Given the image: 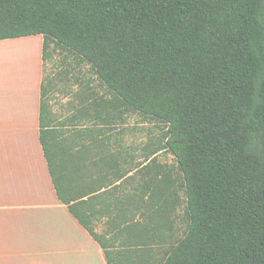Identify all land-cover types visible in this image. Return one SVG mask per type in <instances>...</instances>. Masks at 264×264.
Returning a JSON list of instances; mask_svg holds the SVG:
<instances>
[{"label":"trees","instance_id":"1","mask_svg":"<svg viewBox=\"0 0 264 264\" xmlns=\"http://www.w3.org/2000/svg\"><path fill=\"white\" fill-rule=\"evenodd\" d=\"M32 36L44 73L57 55L60 76L88 65L105 89L83 92L70 123L139 114L167 127L119 201L129 214L114 249L93 210L133 171L113 155L93 162L98 139L66 134L48 103L54 77L42 81L40 142L58 197L108 264H264V0H0V41ZM164 151L175 174L156 163Z\"/></svg>","mask_w":264,"mask_h":264},{"label":"crops","instance_id":"2","mask_svg":"<svg viewBox=\"0 0 264 264\" xmlns=\"http://www.w3.org/2000/svg\"><path fill=\"white\" fill-rule=\"evenodd\" d=\"M35 37L2 40L0 47ZM42 49L43 37L38 55L44 68ZM43 68L31 104L24 108L3 98L11 89L0 81V264H108L100 244L59 199L50 174L40 142ZM125 188L96 194H103V202L93 210L99 212L96 231L106 235L114 249L121 248L123 219L129 214L123 215L119 202L128 195Z\"/></svg>","mask_w":264,"mask_h":264},{"label":"rangeland","instance_id":"3","mask_svg":"<svg viewBox=\"0 0 264 264\" xmlns=\"http://www.w3.org/2000/svg\"><path fill=\"white\" fill-rule=\"evenodd\" d=\"M41 41L42 37L36 36L29 42L0 47V81L7 82L11 89L9 95H4L3 98L19 102L18 106L22 108L30 106L36 79L41 72V67L43 68L38 55V45ZM61 61V58L55 55L54 59L45 65L43 75V79L48 76L54 77V88L50 93L48 103L56 121L69 122L67 135L77 131L78 127H83L98 139L96 146L92 148L93 162L102 164V160H111L115 156L118 159V169L121 173L126 174L128 171H133L128 176L127 183L125 182L126 190H130L132 185L142 178V174L135 171L144 163L146 147L160 144L165 137L167 127L162 123L147 120L139 114H131L124 121L119 120L112 125L95 124L92 121L70 123L83 92L95 89L97 95H103L105 89L88 65L75 64L69 77L60 76V68L63 66ZM155 158L156 163L164 171L173 174L177 172V162L169 152H161ZM103 169L108 170L107 166L101 168ZM185 208L184 201L179 209L181 215L184 214ZM181 226L183 227L184 224Z\"/></svg>","mask_w":264,"mask_h":264}]
</instances>
